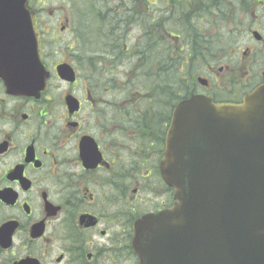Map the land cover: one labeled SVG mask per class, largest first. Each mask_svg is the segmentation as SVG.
<instances>
[{
    "label": "flooded vegetation",
    "instance_id": "1",
    "mask_svg": "<svg viewBox=\"0 0 264 264\" xmlns=\"http://www.w3.org/2000/svg\"><path fill=\"white\" fill-rule=\"evenodd\" d=\"M191 1L196 9L167 2L161 18H150L159 48L171 45L197 71L189 98L240 104L264 85V0ZM244 13L251 18H238ZM103 20H95V46L120 53L115 37L127 25L131 41L130 18ZM40 40L50 77L37 98L7 94L0 79V264H137L134 224L174 204L159 170L163 126L137 120L138 96L113 63L70 64L76 79L66 82L56 73L63 62H50Z\"/></svg>",
    "mask_w": 264,
    "mask_h": 264
},
{
    "label": "water",
    "instance_id": "2",
    "mask_svg": "<svg viewBox=\"0 0 264 264\" xmlns=\"http://www.w3.org/2000/svg\"><path fill=\"white\" fill-rule=\"evenodd\" d=\"M57 73L75 80L66 64ZM48 77L27 0H0L7 94L37 98ZM160 172L175 203L135 224L139 264H264V85L240 104L192 96L175 106Z\"/></svg>",
    "mask_w": 264,
    "mask_h": 264
},
{
    "label": "trees",
    "instance_id": "3",
    "mask_svg": "<svg viewBox=\"0 0 264 264\" xmlns=\"http://www.w3.org/2000/svg\"><path fill=\"white\" fill-rule=\"evenodd\" d=\"M71 2L74 7H77L76 0H71ZM87 3L88 13L81 14L78 11L77 18L94 19L84 29L87 34L81 32L79 38H77L78 43H81V38L85 39L90 35L93 25H95V18H100L102 24H105L103 18H130L132 29L138 28L141 30L138 39L128 41L124 39L130 28L126 25V27L121 29V34L119 33V36L115 37L116 50H120V53L103 54L96 48L97 54L88 56L87 61L95 64L103 62L113 63L114 73L116 72L115 77L128 82L132 95L138 96V99L134 100V102L142 113L137 120L142 121L145 118V126L147 128H155L158 124L162 125L164 129L162 136L164 137L171 110L179 101L188 98L187 90L191 81L189 77L193 76L197 71L187 67L184 63L185 55L179 54L171 45H166L163 49L159 48L157 33H150V24L152 27L156 26V22H149L150 18L155 14L154 12H139L138 9L130 7V13L126 9L113 15L110 14L109 10L106 13L96 12V9L91 5L92 0H88ZM151 5L153 4L149 2L147 9ZM212 7H220V4L212 0ZM216 9L218 8H213V10ZM209 29L210 27L200 32L203 34V31L206 32ZM194 31L198 44L203 47L204 44L200 42L196 27ZM123 46L125 49H123ZM83 62V60L80 61L81 64ZM160 118L162 119V124ZM154 134L159 133L154 131Z\"/></svg>",
    "mask_w": 264,
    "mask_h": 264
},
{
    "label": "rangeland",
    "instance_id": "4",
    "mask_svg": "<svg viewBox=\"0 0 264 264\" xmlns=\"http://www.w3.org/2000/svg\"><path fill=\"white\" fill-rule=\"evenodd\" d=\"M30 11L32 13L33 23L35 25V32L37 34L38 38H42V44L40 47L41 52L48 53L51 57L49 59L50 62L58 63H68L71 64L73 62V57H77V61L80 62L83 60L84 62L82 64H85V61H87L88 56L96 55V46L94 43L93 33L94 27L91 30V34L86 37L85 39L81 38V43H78V39L76 38L75 32L77 33V23L81 20V18L78 17V11L81 14H87L88 13V0H76L77 7H74L71 0H28ZM197 2V0H194ZM149 2L153 5L147 9ZM169 2L177 3L178 8L182 10V12H186L188 9H196L197 4L194 5L191 0H92L91 5L93 8L96 9V12L106 13L108 10L110 11V14H118L119 12H123L127 9L129 12L130 7L136 8L139 10V12H145V11H151L155 14L152 16L153 19L156 17L161 18V15L159 11L161 8L165 6V4ZM217 4H221V7H225L226 2L224 3V0H215ZM229 3V2H227ZM212 5V0L210 2ZM135 5V6H134ZM200 6V5H199ZM130 13V12H129ZM228 16L231 15L230 10L227 11ZM112 15V16H113ZM158 15V16H157ZM83 16V15H81ZM111 16V15H110ZM156 18V19H157ZM238 18H251L249 15L245 17L239 15ZM92 20L94 18H91ZM68 20V21H67ZM82 20H85V18H82ZM151 20V19H150ZM150 33L157 32V27H152ZM63 27V30L65 31L61 32L60 29ZM86 27V26H85ZM167 27V26H166ZM208 33H213V26L207 30ZM84 34H87V32H83ZM141 30L138 28L135 30H132V33L130 34V37L132 39H137L140 37ZM53 36H55V39H58L59 41L54 43L52 41ZM212 39H215V36L212 37ZM226 41H223L222 44L229 45L230 38L225 37ZM63 43V44H62ZM63 45V46H62ZM222 47V45L219 46V48ZM50 48V49H49ZM50 50V51H49ZM52 53L53 55H51ZM89 63V62H88ZM92 67L95 66V63H89ZM55 83L54 85H56ZM63 84V89H64Z\"/></svg>",
    "mask_w": 264,
    "mask_h": 264
}]
</instances>
